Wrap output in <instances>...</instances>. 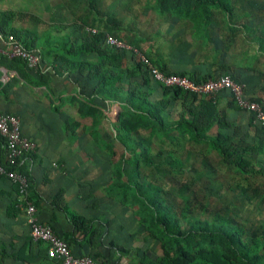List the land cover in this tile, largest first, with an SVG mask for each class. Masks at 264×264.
Segmentation results:
<instances>
[{"label":"trees","instance_id":"obj_1","mask_svg":"<svg viewBox=\"0 0 264 264\" xmlns=\"http://www.w3.org/2000/svg\"><path fill=\"white\" fill-rule=\"evenodd\" d=\"M84 1L87 7L79 17L82 19H75L53 36L48 30L39 32L37 26H17V13L12 10L0 12V33L13 35L25 49L38 51L42 60L41 66L32 68L25 59L0 52V64L17 72L10 82L0 79V93L8 97L18 78L48 87L51 76L65 71L78 86L77 96L69 99L76 101L77 115L91 119L84 127L86 134L82 132L86 140L84 159L92 164L91 173L109 174L104 189L93 194L100 205L98 211L91 207L86 216L60 206L70 222L66 233L60 235L51 221H40L62 237L74 255L89 256L97 264H264V126L237 104L230 90L211 95L166 86L154 78L140 57L146 55L166 74L187 76L196 82L228 74L242 84L241 76L226 68L219 74L170 68L160 54L151 51L155 47L153 39L130 34L132 30L124 17L101 10L102 0ZM148 1L161 16L176 17L174 21L185 18L194 25L198 21L203 30L213 22L218 26L227 22L248 32L256 31L258 26V38L264 36V0ZM121 30L127 31L125 37L112 33ZM106 33L126 39L131 47L108 44ZM206 37L220 46L212 33ZM142 42H147L151 53ZM187 48L186 43H181L173 53L177 57ZM44 65H51L53 72L46 71ZM262 80L260 96L251 95L245 85L243 93L264 108ZM223 91L228 96L227 106L249 114L250 130L243 131L240 124L230 120L219 101ZM112 102L119 104L120 111L116 120L109 122L107 138L99 132L98 125L107 118L104 110ZM53 109L72 119L59 104ZM72 123L66 128L73 134L80 122ZM0 142L4 144L1 137ZM208 151L219 155V168L209 160H198L200 164L196 165L197 155ZM1 165L27 179L23 194L12 183L10 204L11 215L25 217L27 203L37 209L40 201L28 169L20 161L9 164L3 147ZM223 169L230 176L219 177ZM0 177L8 179L1 172ZM51 202L59 205L61 201L54 196ZM111 202L119 203L125 218L116 237L102 231L103 226L108 230L115 222L106 217ZM28 237L30 242L44 243ZM75 245L79 251L73 249ZM44 249L48 260L59 264ZM13 250V243L0 244V264H5L4 257ZM14 256L22 264L27 262L21 254Z\"/></svg>","mask_w":264,"mask_h":264},{"label":"crops","instance_id":"obj_2","mask_svg":"<svg viewBox=\"0 0 264 264\" xmlns=\"http://www.w3.org/2000/svg\"><path fill=\"white\" fill-rule=\"evenodd\" d=\"M18 3L17 0H0V12L8 10L20 12L19 9H23V4ZM101 10L124 17L130 26L129 15L126 12L131 9H124L122 13H115L111 9ZM140 12L146 14V18H151L149 10L144 9ZM156 14L158 15L157 25L159 24L155 26L156 28L145 34L140 25H131L130 34L153 39L155 47L151 51L154 50L160 54L170 68L195 70L198 74L201 72L219 74L226 68L241 76L242 84L251 95H261L262 92L258 88L264 78V36L258 38L260 32L258 26L256 31L248 32L246 28L237 24L226 22L218 26L213 22L209 29L203 30L204 27L198 21L194 25L185 18L174 21L176 17ZM15 24L20 25L19 19H16ZM51 29L54 32L58 30L55 26ZM126 32L121 30L124 35ZM163 33L164 35L160 38L158 35ZM209 33L219 40V47L213 40L207 39L206 36ZM181 43H186L188 48L176 57L173 49ZM142 46L151 53L149 48L147 49V42H142ZM9 48L7 37L0 33V52L6 53ZM45 66L46 71L53 72L51 65ZM60 73V76H51L48 87L28 84L21 78L16 79L12 83L8 97L0 93V111H15L20 119L22 134L36 143L35 150L23 156L20 163L27 167L31 182L38 192L40 201L36 214L39 220L53 222L59 234L63 235L69 230L70 222L60 206L68 207L77 214L86 216L90 214L91 207L97 208L98 211L100 205L97 200L94 201L93 194L97 190L104 189L109 181V174L91 173L92 164L84 159L86 140L82 132L85 133L84 127L90 124L91 119L87 116L80 118L77 115V103L69 99L77 96L78 86L66 76L65 71ZM14 77H17L16 70L0 64V79L4 83L12 81ZM219 96L220 105L226 107L230 120L240 124L243 131L250 130L249 114L227 106L226 92L223 91ZM60 98L65 101L60 102ZM52 102L56 106L59 104L60 109L68 113L72 119L64 118L61 113H57L53 109ZM108 109L104 110L107 118L101 120L98 125L99 132L107 138L110 137L106 133L109 122L116 120L120 106L112 102L108 103ZM74 120L79 121L80 124L76 129L77 132L72 134L66 127L69 124L74 125L72 123ZM13 189L11 180L0 177V244L13 243L15 249L4 257V263L22 264L14 256V253H18L26 259L27 262L24 264H53L45 256L44 243L37 244L28 240L29 226L25 217L21 214H10ZM54 196L61 201L59 205L51 202ZM106 211L107 219L115 222H111L108 230L103 226L102 231L107 232L109 237H116L120 232V224L125 223L119 203L111 202ZM73 249L80 250L78 245H75Z\"/></svg>","mask_w":264,"mask_h":264},{"label":"built area","instance_id":"obj_3","mask_svg":"<svg viewBox=\"0 0 264 264\" xmlns=\"http://www.w3.org/2000/svg\"><path fill=\"white\" fill-rule=\"evenodd\" d=\"M7 40L10 48L5 54L10 57L25 59L28 66L32 68H38V66L42 65L38 51L25 49L13 35H8ZM106 42L117 47H131L121 38L111 33L106 35ZM142 60L149 65L154 78L166 86H178L188 91L211 95L222 90H230L234 94L237 104L242 109L251 112L253 120L264 126V108L262 105L257 101L246 99L243 93V84L234 81L228 74L221 75L216 79H209L205 82H196L187 76L166 74L152 65L146 58L142 57ZM0 137L3 138L4 143L2 145L0 142V172L5 173L12 183H16L19 192L23 194L28 185L27 179L17 171H6L3 168L1 165L2 147L5 149L8 163L16 165L23 155L35 150L36 143L22 134L19 117L10 113L0 112ZM36 211V207L31 202H28L25 207V219L29 226V235L32 240L45 243L46 253L49 257L54 258L59 264H97L89 256L74 255L67 242L55 233L49 225L39 220Z\"/></svg>","mask_w":264,"mask_h":264},{"label":"rangeland","instance_id":"obj_4","mask_svg":"<svg viewBox=\"0 0 264 264\" xmlns=\"http://www.w3.org/2000/svg\"><path fill=\"white\" fill-rule=\"evenodd\" d=\"M18 2H22L23 4V9H19L20 12H17L19 24L29 27L36 26L37 24L39 32L48 30L52 36L55 32H63L64 27L73 22L75 19L81 17L82 13L86 10L85 7H87L84 0H17V3ZM101 7L104 9H111L115 13H122L124 12V9H131L126 12V14L129 15V25H140V28L145 34L152 31V29H154V27L157 25V11L154 7V4L148 0H102ZM144 9L149 10L148 13L150 14L149 16H151V18H146L145 16L147 15L140 12ZM52 26H55L58 28V30L54 32V30L51 29ZM95 28H92V31H96ZM119 32L120 31H115L112 33L121 36L123 35L122 37H125L124 34ZM162 32H164V30H162ZM107 34L109 33H106V35ZM163 35L164 33L159 34L158 36L161 38ZM123 41L129 44V42H126V39ZM142 57L150 61L146 55L142 54L140 58L142 59ZM113 114L114 113H112V115ZM205 153L206 154L197 155L199 158L194 160L196 161V165L200 164L199 161L209 160L214 168H219V155H217L214 151H208ZM153 174L159 176L158 173ZM149 175L151 176V174ZM218 176L223 178L230 176V174L223 169L221 172H219Z\"/></svg>","mask_w":264,"mask_h":264}]
</instances>
